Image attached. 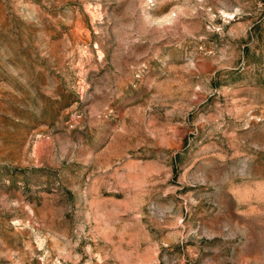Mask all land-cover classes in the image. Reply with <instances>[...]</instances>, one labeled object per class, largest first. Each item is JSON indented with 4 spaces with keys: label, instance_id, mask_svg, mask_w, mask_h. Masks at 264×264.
Returning a JSON list of instances; mask_svg holds the SVG:
<instances>
[{
    "label": "rangeland",
    "instance_id": "374dc122",
    "mask_svg": "<svg viewBox=\"0 0 264 264\" xmlns=\"http://www.w3.org/2000/svg\"><path fill=\"white\" fill-rule=\"evenodd\" d=\"M0 264H264V0H0Z\"/></svg>",
    "mask_w": 264,
    "mask_h": 264
}]
</instances>
